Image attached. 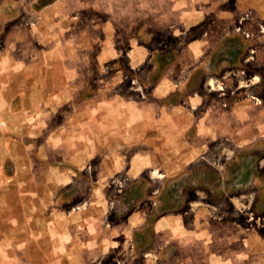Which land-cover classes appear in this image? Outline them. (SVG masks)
Listing matches in <instances>:
<instances>
[{"label": "rangeland", "instance_id": "374dc122", "mask_svg": "<svg viewBox=\"0 0 264 264\" xmlns=\"http://www.w3.org/2000/svg\"><path fill=\"white\" fill-rule=\"evenodd\" d=\"M206 2L0 0V264H96L117 178L138 175L160 143L127 114L153 110L155 82L196 89L234 65L224 47L264 37L255 11ZM240 171L225 184L180 175L163 191L185 207L202 186L246 189Z\"/></svg>", "mask_w": 264, "mask_h": 264}, {"label": "crops", "instance_id": "0c3cea01", "mask_svg": "<svg viewBox=\"0 0 264 264\" xmlns=\"http://www.w3.org/2000/svg\"><path fill=\"white\" fill-rule=\"evenodd\" d=\"M203 6L228 8L235 14L252 10L264 19V0H207ZM260 38L240 49L224 47V55L236 51L234 65L218 70L215 79L200 80L196 89L188 80L155 82L153 110L142 106L127 114L137 136H156L160 143L154 142L152 159L138 175L117 178L121 188L106 213L112 223L102 230L104 253L95 255L94 263L264 264V156H258L264 150L258 145L264 138V37ZM195 53L205 54L203 48ZM244 75L247 78H241ZM234 158L240 166L235 167ZM241 167L249 168L248 187L241 191L202 186V191L191 193L185 207L165 197L163 190L172 178L185 175L203 183L215 176L218 184H225L243 176Z\"/></svg>", "mask_w": 264, "mask_h": 264}]
</instances>
